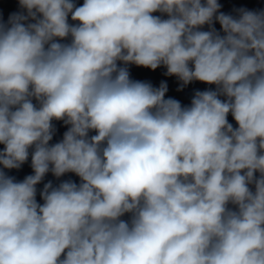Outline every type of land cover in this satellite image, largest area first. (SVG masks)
<instances>
[{
	"label": "clouds",
	"instance_id": "1",
	"mask_svg": "<svg viewBox=\"0 0 264 264\" xmlns=\"http://www.w3.org/2000/svg\"><path fill=\"white\" fill-rule=\"evenodd\" d=\"M18 5L0 19V264H264V9ZM130 65L214 87L182 106Z\"/></svg>",
	"mask_w": 264,
	"mask_h": 264
}]
</instances>
